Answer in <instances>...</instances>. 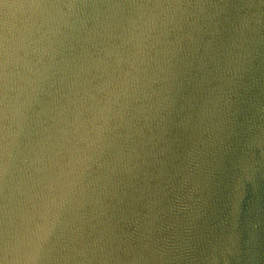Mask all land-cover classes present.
Returning <instances> with one entry per match:
<instances>
[{"label":"water","instance_id":"1","mask_svg":"<svg viewBox=\"0 0 264 264\" xmlns=\"http://www.w3.org/2000/svg\"><path fill=\"white\" fill-rule=\"evenodd\" d=\"M0 264H264V0H0Z\"/></svg>","mask_w":264,"mask_h":264}]
</instances>
